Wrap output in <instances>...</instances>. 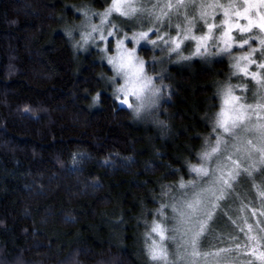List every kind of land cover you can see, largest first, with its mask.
Returning <instances> with one entry per match:
<instances>
[{"label": "trees", "instance_id": "obj_1", "mask_svg": "<svg viewBox=\"0 0 264 264\" xmlns=\"http://www.w3.org/2000/svg\"><path fill=\"white\" fill-rule=\"evenodd\" d=\"M80 5L0 0V264H264L260 186L240 192L234 212L214 224L219 234L185 248L174 247L166 219L179 214L175 191L197 178L189 165L202 166L197 152L219 131L216 88L228 62L171 71L161 116L171 127L161 136L109 96L91 105L85 89H99L96 73L107 67L92 52L73 58L57 31ZM152 220L165 237L151 233L163 246L155 262L142 235Z\"/></svg>", "mask_w": 264, "mask_h": 264}, {"label": "clouds", "instance_id": "obj_2", "mask_svg": "<svg viewBox=\"0 0 264 264\" xmlns=\"http://www.w3.org/2000/svg\"><path fill=\"white\" fill-rule=\"evenodd\" d=\"M101 4V7H96L91 0H81V6L75 7V11L82 14L83 19L60 25L73 58L77 54H87L90 49H95L98 52L97 60L106 62L111 71V74L102 69L98 71L96 75L102 80L103 86L92 92L85 89V93L93 107H100L104 86L109 87L112 100L119 102L130 113L128 119L133 122L150 123L158 128L160 135L164 137L168 135L171 121L170 118L161 117L158 113L160 111L167 113L168 110L161 107V101L171 99L169 90L174 87L169 79L171 75L169 66L180 65L181 62L191 61L194 57L204 58L205 54L216 56L229 53L234 40L230 34L232 29L247 33L254 24L252 20H248L245 25L238 22L230 24L227 18L213 24L210 20L204 19L205 13L202 11L204 5H197L194 0H101ZM208 7H222L224 16L228 17V9L235 8L236 5L214 4ZM185 8H189L190 11L186 13ZM247 10L244 8L243 13L233 14L239 17ZM197 19L204 21L203 29L206 30L193 34V30L198 28ZM222 26V31L214 35V28ZM256 26L264 32V23ZM74 33H78V36H74ZM254 38L257 37L239 41V46L248 45L249 39ZM193 41L194 50L190 43ZM259 41L264 45V37H259ZM253 51L258 49H251L240 56H230L234 61L231 67L235 69L231 73L232 76H236L237 72L246 73L248 64L256 63L255 60L249 59ZM241 61L246 62L244 67L240 66ZM259 68L264 69V62L259 64ZM250 75L264 92V84H261L257 74L253 72ZM247 87L248 85L244 83L218 81L216 95L219 97V110L216 112L215 128H219V121L227 122L230 118L234 120L235 115L230 117L229 114H236L245 107L241 103L244 96L235 94V90L237 88L244 90ZM24 111H32L33 115H36V110L30 106L25 105ZM205 142L208 143L207 137ZM211 147L213 145L209 144L210 150ZM197 156L202 158L203 154L197 152ZM192 166L189 165L191 169ZM120 220L122 217L118 218L117 222ZM144 223L149 225V230L144 231L142 235L151 241L144 245L147 260L155 262L164 259V256H160L159 259L153 258V249L163 246L158 245L151 236V233H156L153 228L156 225L161 227V224L156 220ZM164 239L160 236L161 241Z\"/></svg>", "mask_w": 264, "mask_h": 264}, {"label": "rangeland", "instance_id": "obj_3", "mask_svg": "<svg viewBox=\"0 0 264 264\" xmlns=\"http://www.w3.org/2000/svg\"><path fill=\"white\" fill-rule=\"evenodd\" d=\"M194 2L197 5H204L202 9L205 13L204 19L210 20L213 24L219 23L226 18L230 24L238 22L241 25H245L248 23V20L254 21V24L247 33H240L237 29H232L230 34L234 37V40L233 47L230 49L229 53H221L216 56H208L205 54L204 58L194 57L191 61L181 62L180 65L169 66L170 73L171 71L182 72L190 69L193 66V62L201 63L203 66H211L214 61L226 60L228 62V70L223 80H227L229 83H244L248 85L244 90L239 88L235 90V94L244 96L241 103L244 104L245 107L241 108L236 114H229L230 117L233 115L236 117L234 120L230 118L227 121L226 126L231 129V132L223 133L222 129L217 128L219 131L216 133L217 135H215L211 144L215 146L216 140L222 138L219 153L207 162L202 159V166L209 169V175H198L193 182L186 183L185 188L175 191L176 195L173 199L181 203L178 209L179 214L172 213L170 216H167L166 219L170 226V230L176 233V240L173 239L176 249L179 246L185 248L194 240L195 243L199 242L198 240L201 234H209L210 237L219 234L218 230H213V226L216 223L214 227H218L219 218L224 217L226 212L230 214L235 209V204L237 203L238 205V202L241 200L240 192H242V190L245 192L247 189L252 190V188L258 186L264 189V151H262L264 150V92L261 91L260 85H258L250 75L255 72L261 84H264V69L259 68V64L264 62V45L260 44L259 37H264V32H261V29L256 26L264 23V20H262V18H264V0H194ZM214 4H235L236 7L229 8V15L225 17L222 7H208ZM244 8L248 10L243 15L237 17L233 14L234 12L243 13ZM184 11L187 13L190 9L185 8ZM245 16H247V19H245ZM74 17L77 18L73 19L71 22L62 20L57 31L63 34L60 29L62 23L67 22L71 24L83 19L82 14H78L76 11L74 12ZM197 24L198 28L193 30V34H199L200 30H206L203 29V20L197 19ZM222 29L223 26L218 29L214 28L213 34L218 35ZM74 36H78V33H74ZM250 37L257 38L249 39L248 45H244L243 47L239 46V41ZM190 43L194 50L195 42L193 41ZM251 49H258V51H253L249 57L250 60H255L256 63L248 64L246 73L237 72L236 76H232L231 73L235 71V69L231 67L234 61L230 59V56H240L248 53ZM213 51H215V49H213ZM91 52L96 57L98 56L97 50L90 49L87 54ZM79 55L84 54H77V56ZM101 62L107 67L108 73L111 74L106 62ZM245 63V61H241L240 66L244 67ZM169 79H171V75ZM100 81L102 82L101 79ZM102 86L103 82L101 87ZM109 93L110 88L104 86L103 96H109L111 98ZM167 101V98L162 100L161 107ZM115 103L117 106L122 107L119 102ZM248 105H251V107ZM218 110L219 108L213 115L214 125L216 112ZM163 113V111H160L158 115L162 116ZM249 141H251V144H249ZM228 157H231V159H228ZM230 173H237L236 178L231 179ZM221 176L225 179H229L232 186L228 187L224 185L221 180H218V177ZM221 193H223V199L218 200L217 197L220 196ZM189 204H192L193 208H189ZM209 212L212 214L211 220H208L207 214ZM201 224H203V230H201ZM198 233L199 235H197ZM261 233L263 234L264 230H262ZM210 237L209 240L211 239ZM157 242L159 245L158 240ZM257 247L258 246L254 243V250L258 251ZM156 251L157 254L162 256V253L159 252V247L156 248ZM262 256L264 257V254Z\"/></svg>", "mask_w": 264, "mask_h": 264}, {"label": "snow or ice", "instance_id": "obj_4", "mask_svg": "<svg viewBox=\"0 0 264 264\" xmlns=\"http://www.w3.org/2000/svg\"><path fill=\"white\" fill-rule=\"evenodd\" d=\"M243 46V45H241ZM219 128L223 130V133H230L231 130L229 129V127L226 126L227 122L226 121H219ZM222 143V138H219L217 139V143L215 146L211 147V150L210 151H205L203 153V156H202V159L207 162L209 159H212L214 156H216L219 151H220V144ZM249 144H251V141H249ZM264 151V150H262ZM228 159H231V157H228ZM234 163H237L236 161H233ZM194 173H197L198 175H202V176H208L209 175V169L206 168V167H197L195 165L192 166V169H191ZM236 175L237 173H230V178L231 179H235L236 178ZM218 180H221L223 182L224 185H227L228 187H231V183H230V180L229 179H225L224 177H218ZM180 187L181 188H185L186 185L181 182L180 184ZM262 195H264V192L261 193ZM217 199H223V193H221L220 196L217 197ZM215 206V205H214ZM189 208H193V205L192 204H189L188 205ZM208 220H211L212 219V214L211 212H209L208 214ZM201 230H203V224H201ZM153 231L156 232L157 234H159L161 236V239H164V234H163V229L159 226V225H156L154 228H153ZM199 235V233L197 234ZM153 258L154 259H159L160 258V255L157 254V251H156V248L153 249Z\"/></svg>", "mask_w": 264, "mask_h": 264}]
</instances>
